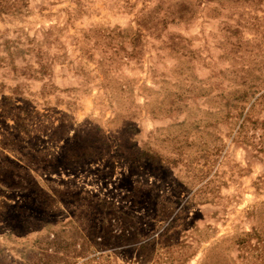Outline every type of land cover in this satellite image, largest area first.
Instances as JSON below:
<instances>
[{"label":"rangeland","instance_id":"rangeland-1","mask_svg":"<svg viewBox=\"0 0 264 264\" xmlns=\"http://www.w3.org/2000/svg\"><path fill=\"white\" fill-rule=\"evenodd\" d=\"M0 264H264V0H0Z\"/></svg>","mask_w":264,"mask_h":264}]
</instances>
